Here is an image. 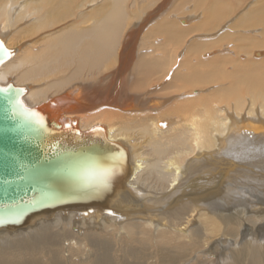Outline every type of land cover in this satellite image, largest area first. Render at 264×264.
Segmentation results:
<instances>
[{"label":"bare ground","instance_id":"bare-ground-1","mask_svg":"<svg viewBox=\"0 0 264 264\" xmlns=\"http://www.w3.org/2000/svg\"><path fill=\"white\" fill-rule=\"evenodd\" d=\"M243 1L0 0V84L127 154L106 204L1 228L0 264H264V0Z\"/></svg>","mask_w":264,"mask_h":264},{"label":"water","instance_id":"water-1","mask_svg":"<svg viewBox=\"0 0 264 264\" xmlns=\"http://www.w3.org/2000/svg\"><path fill=\"white\" fill-rule=\"evenodd\" d=\"M10 54L0 40V67ZM0 89H7L0 91V229L25 228L43 212L106 204L113 185L109 176L102 180L108 187L103 198L98 177L119 169L126 176V152L103 138L87 142L88 135L55 126L42 109L26 108L23 88L9 83Z\"/></svg>","mask_w":264,"mask_h":264},{"label":"rangeland","instance_id":"rangeland-1","mask_svg":"<svg viewBox=\"0 0 264 264\" xmlns=\"http://www.w3.org/2000/svg\"><path fill=\"white\" fill-rule=\"evenodd\" d=\"M129 2H132V1H135V0H128ZM137 1H139V2H141V0H137ZM186 1V0H185ZM184 0H182V2L180 3V8H178V9H180V11H185V13L187 12L188 13V16H189V13H193L194 15L196 14H198V15H201L202 14V12L203 11H205L204 10V7H203V4H202V2H204L205 0H187L186 2H185ZM253 1L254 0H244L243 1V4L241 5V8H240V10L233 16V17H236L237 15H241L240 13H242L243 12V10L245 9V8H247V6L250 4V3H253ZM188 2V3H187ZM201 2V3H200ZM190 3V4H189ZM187 5V7L188 6H191V10L190 11H188V10H184L183 9V6H186ZM201 6V7H200ZM203 9V10H202ZM196 11V12H195ZM198 11V12H197ZM184 13V15L185 16H187V13L185 14ZM232 17V18H233ZM230 20V19H229ZM229 23V22H228ZM258 29H259V27H258ZM262 31H261V29L259 30V32L257 33V32H253L254 34H256V35H258V34H260ZM158 37H161V36H158ZM157 37V35L155 36V34L153 35V37H152V40H151V42L150 43H152V44H150V46H152V45H155L156 43V41H154V40H156V38H158ZM153 47V46H152ZM174 67V66H173ZM170 68V71L169 72H172L173 71V69L174 68ZM107 74H109V73H107ZM171 74V73H170ZM167 79H169V75L167 76V77H165V81L167 80ZM164 81V82H165ZM154 88H156V87H154ZM253 202H256V201H253ZM260 208H263L264 209V206H261V207H259V206H257V209H260ZM49 223H51V222H49ZM242 240H244V239H241L239 242H238V244H240L241 245V243H242ZM257 240H259V243H263L264 244V232L263 233H261L260 235H259V237H258V239ZM235 244V243H234ZM262 244V245H263ZM229 247H230V249L232 248V249H235L234 251H236V249L238 250V249H240L241 247H235V245H228ZM137 247L139 248L140 246H138L137 245Z\"/></svg>","mask_w":264,"mask_h":264},{"label":"snow or ice","instance_id":"snow-or-ice-1","mask_svg":"<svg viewBox=\"0 0 264 264\" xmlns=\"http://www.w3.org/2000/svg\"><path fill=\"white\" fill-rule=\"evenodd\" d=\"M0 91H5V92H6V91H7V89H0Z\"/></svg>","mask_w":264,"mask_h":264}]
</instances>
